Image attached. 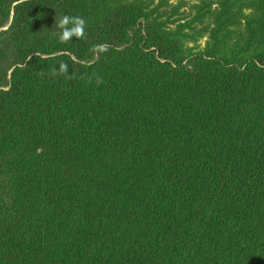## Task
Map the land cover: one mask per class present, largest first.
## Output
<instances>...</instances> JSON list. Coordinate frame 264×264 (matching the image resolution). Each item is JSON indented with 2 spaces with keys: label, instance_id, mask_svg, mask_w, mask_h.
Masks as SVG:
<instances>
[{
  "label": "trees",
  "instance_id": "obj_1",
  "mask_svg": "<svg viewBox=\"0 0 264 264\" xmlns=\"http://www.w3.org/2000/svg\"><path fill=\"white\" fill-rule=\"evenodd\" d=\"M0 264H264V0H0Z\"/></svg>",
  "mask_w": 264,
  "mask_h": 264
},
{
  "label": "clouds",
  "instance_id": "obj_2",
  "mask_svg": "<svg viewBox=\"0 0 264 264\" xmlns=\"http://www.w3.org/2000/svg\"><path fill=\"white\" fill-rule=\"evenodd\" d=\"M69 22V17L65 16L61 21L60 24L61 25H65ZM82 25V21L79 22ZM82 31V29H80ZM70 34V30H65V32L63 33V35L61 36V39H65L67 38V36Z\"/></svg>",
  "mask_w": 264,
  "mask_h": 264
}]
</instances>
